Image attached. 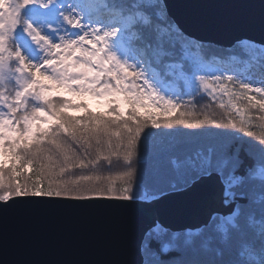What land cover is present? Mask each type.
<instances>
[{
    "label": "snow or ice",
    "instance_id": "snow-or-ice-1",
    "mask_svg": "<svg viewBox=\"0 0 264 264\" xmlns=\"http://www.w3.org/2000/svg\"><path fill=\"white\" fill-rule=\"evenodd\" d=\"M2 4L0 215L75 205L149 217L135 259L89 264H264V82L221 68L264 72V9L260 39L224 47L195 35L168 0H104L108 22L81 0ZM176 192L223 211L175 229L159 205Z\"/></svg>",
    "mask_w": 264,
    "mask_h": 264
},
{
    "label": "water",
    "instance_id": "water-1",
    "mask_svg": "<svg viewBox=\"0 0 264 264\" xmlns=\"http://www.w3.org/2000/svg\"><path fill=\"white\" fill-rule=\"evenodd\" d=\"M177 18L195 35L223 46L241 37L260 39L259 13L264 0H168ZM245 12L246 23L234 27L233 14ZM161 215L175 229L200 225L218 199L192 201L179 192L162 201ZM223 211V209H221ZM148 216L106 215L82 211L75 205L55 209H11L0 215V264H89L135 259L133 239Z\"/></svg>",
    "mask_w": 264,
    "mask_h": 264
},
{
    "label": "rangeland",
    "instance_id": "rangeland-1",
    "mask_svg": "<svg viewBox=\"0 0 264 264\" xmlns=\"http://www.w3.org/2000/svg\"><path fill=\"white\" fill-rule=\"evenodd\" d=\"M101 1V0H100ZM99 0H81V3L84 5H92L91 9H86L92 11V13L98 17L103 22H108L110 20V14L105 10L101 9L100 6L102 3ZM2 0H0V7H2ZM223 71H226L229 74H235L238 78H242L243 80H252L254 82H264V72L261 70V66H257L256 64L245 65V64H236L232 63L230 68H226L221 66ZM251 77V78H250ZM194 88L196 87L195 77L192 76L191 83ZM170 90V89H169ZM74 100L79 101L80 98L70 97ZM84 102L87 104L88 108L92 111H98L104 109V102L101 100H96L92 97H81ZM80 110H72L70 114L79 115Z\"/></svg>",
    "mask_w": 264,
    "mask_h": 264
},
{
    "label": "trees",
    "instance_id": "trees-1",
    "mask_svg": "<svg viewBox=\"0 0 264 264\" xmlns=\"http://www.w3.org/2000/svg\"><path fill=\"white\" fill-rule=\"evenodd\" d=\"M101 2H102V4L104 3V0H101ZM115 2L116 3H130L131 2V0H115ZM108 3L109 4H111V3H113V0H108ZM218 54L219 55H222V56H227L228 55V53H226V52H223V51H221V50H218ZM257 66H260V64H256ZM224 67H226V68H230L231 67V64H228L227 66H224ZM191 79H192V77H190V83H191ZM189 83V85H188V87L187 88H184L183 86H180L179 87V91L181 92V94H183L184 95V99H188L189 97H188V95L186 94V93H191L195 88L191 85ZM169 87V89L170 90H172V85H169L168 86ZM80 100H83L82 98H80ZM79 100V101H80ZM79 101H77V102H79ZM83 102H84V100H83ZM201 104H204V103H207L208 101H207V98L205 97L203 100H201V101H199ZM85 103V102H84ZM86 104V103H85ZM87 105V104H86ZM88 107V106H87ZM104 110V109H103ZM103 110H96L97 112H102ZM82 110H80V112H81ZM92 111V110H91ZM80 114V113H79ZM71 115H74V114H71ZM258 219H259V217H258V215L256 216V217H254V219H253V221H252V223H253V226L254 227H256V228H258L259 227V225H258V223H257V221H258Z\"/></svg>",
    "mask_w": 264,
    "mask_h": 264
},
{
    "label": "bare ground",
    "instance_id": "bare-ground-1",
    "mask_svg": "<svg viewBox=\"0 0 264 264\" xmlns=\"http://www.w3.org/2000/svg\"><path fill=\"white\" fill-rule=\"evenodd\" d=\"M224 47H226V46H224ZM228 47V46H227ZM251 78V77H250ZM254 78V77H253ZM253 78H251V80H255V79H253ZM258 82V81H257Z\"/></svg>",
    "mask_w": 264,
    "mask_h": 264
}]
</instances>
